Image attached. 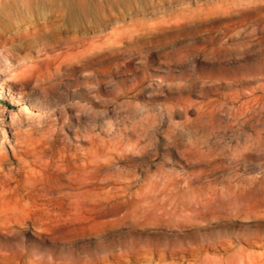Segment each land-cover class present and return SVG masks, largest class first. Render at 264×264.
Here are the masks:
<instances>
[{"label":"rangeland","instance_id":"rangeland-1","mask_svg":"<svg viewBox=\"0 0 264 264\" xmlns=\"http://www.w3.org/2000/svg\"><path fill=\"white\" fill-rule=\"evenodd\" d=\"M0 154V264H264V0H0Z\"/></svg>","mask_w":264,"mask_h":264},{"label":"bare ground","instance_id":"bare-ground-1","mask_svg":"<svg viewBox=\"0 0 264 264\" xmlns=\"http://www.w3.org/2000/svg\"><path fill=\"white\" fill-rule=\"evenodd\" d=\"M174 22V21H173ZM177 22V21H176ZM179 22V21H178ZM152 28V27H151ZM153 29V28H152ZM76 44V43H75ZM92 46V45H91ZM90 49V48H89ZM60 50V49H59ZM64 50V49H62ZM47 51V50H46ZM50 52V51H49ZM48 52V53H49ZM75 52V50H74ZM71 53V52H70ZM47 55V54H46ZM63 58V57H62ZM46 59V58H45ZM59 59V58H58ZM50 60V59H49ZM52 63V62H51ZM45 64V63H44ZM3 81V80H2ZM2 83V82H1ZM19 136V135H18ZM33 137V136H32ZM19 139V138H18ZM31 140V139H30ZM23 141V140H22ZM29 141V140H28ZM39 141V140H38ZM44 141V140H43ZM25 142V140H24ZM23 142V143H24ZM21 143V142H20ZM38 143V142H37ZM45 143V142H44ZM25 144V143H24ZM43 144V143H42ZM41 144V145H42ZM40 146V145H38ZM28 147V146H27ZM57 147V146H56ZM71 147V146H70ZM58 148V147H57ZM62 148V147H61ZM30 149V148H29ZM69 149V148H68ZM32 150V149H31ZM74 150V149H73ZM114 150V149H113ZM18 151V150H17ZM29 152L28 149L23 148L24 155H27ZM32 152V151H31ZM37 152V151H36ZM35 152V153H36ZM72 152V151H71ZM70 152V153H71ZM22 153V152H21ZM77 153V152H75ZM39 154V153H38ZM1 155V154H0ZM53 155V154H51ZM35 156V155H34ZM54 156V155H53ZM59 156V155H58ZM54 158V157H53ZM101 158V157H100ZM32 159V157H31ZM36 159V158H34ZM74 159V158H73ZM14 160L19 163V166L15 168L8 167L7 170H5V159L4 157H0V213L2 212L7 220H12L13 215H10L8 213V210L11 208L19 207L21 204V201L24 199V197H30L33 204L37 202L38 196H40V192L43 189L39 182V178L37 176L27 175L26 180H22L19 178V174L22 175L24 173L23 171L33 172L31 170V166L25 159V157H14ZM45 160V158H44ZM43 161V160H42ZM64 161V160H63ZM71 161V160H70ZM34 162V161H33ZM62 162V161H61ZM90 162V161H89ZM36 163V162H35ZM84 163V162H83ZM92 163V162H91ZM40 164V163H39ZM38 164V165H39ZM45 162L43 163V165ZM93 164V163H92ZM10 165V164H9ZM41 166V165H40ZM48 166V165H47ZM58 165H55V167ZM7 167V166H6ZM25 167L28 168L25 169ZM34 168V167H33ZM69 168V166H68ZM36 170V169H35ZM55 170V169H54ZM37 171V170H36ZM42 171V170H41ZM68 171V170H67ZM87 172V171H86ZM27 172H25L26 174ZM37 174V173H36ZM66 174H68L66 172ZM39 175V174H38ZM55 175V174H54ZM81 174H79L80 176ZM67 176V175H66ZM74 176V175H73ZM21 177V176H20ZM59 177V176H58ZM75 177V176H74ZM77 178V177H76ZM81 178V176L79 177ZM83 178V177H82ZM24 179V178H23ZM81 180V179H79ZM74 181V180H72ZM88 185V184H87ZM117 191V190H116ZM86 192V191H85ZM43 193V192H42ZM77 193V192H76ZM78 194V193H77ZM85 194V193H84ZM110 194V193H109ZM34 195V196H33ZM82 195V194H81ZM75 196V195H74ZM83 196V195H82ZM42 197V196H41ZM68 197V196H67ZM72 197V195H71ZM76 197V196H75ZM43 198V197H42ZM41 198V199H42ZM70 198V197H69ZM124 198V197H123ZM40 199V198H39ZM53 199V198H52ZM120 199V198H119ZM29 200V199H28ZM44 200V199H43ZM48 200V199H47ZM24 201V200H23ZM42 202V201H41ZM26 203V202H25ZM30 205V204H29ZM69 205V204H68ZM64 206V205H63ZM74 206V205H73ZM55 207V206H54ZM53 207V208H54ZM59 207V206H58ZM62 207V206H61ZM25 208V207H24ZM56 208V207H55ZM18 209V208H17ZM29 209V208H28ZM33 210V209H32ZM71 210V209H70ZM28 212V210H27ZM45 212V211H43ZM48 213V212H46ZM53 214V213H52ZM51 214V215H52ZM67 214V213H66ZM26 215V214H25ZM50 215V216H51ZM56 215V214H55ZM65 216L64 214H61ZM76 215V214H75ZM24 216V215H23ZM74 218V217H73ZM76 218V217H75ZM64 219V217H63ZM68 219V218H67ZM83 219V218H82ZM65 220V219H64ZM76 220V219H75ZM84 220V219H83ZM75 222V221H74ZM87 222V221H86Z\"/></svg>","mask_w":264,"mask_h":264}]
</instances>
